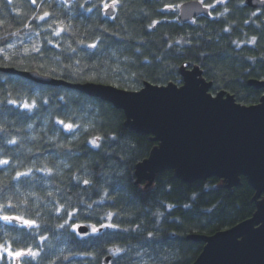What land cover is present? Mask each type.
Returning a JSON list of instances; mask_svg holds the SVG:
<instances>
[{
    "label": "trees",
    "instance_id": "trees-1",
    "mask_svg": "<svg viewBox=\"0 0 264 264\" xmlns=\"http://www.w3.org/2000/svg\"><path fill=\"white\" fill-rule=\"evenodd\" d=\"M186 1L189 0H121L113 19L105 15V0H74L71 4L65 0H43V10L51 13V27L59 23L67 26L61 37H56L45 31L50 27L48 23L34 19L41 9L31 0H12L11 4L0 0V48L5 50L3 55L27 61L25 45L38 43L43 52L40 59L51 62L52 66L59 63L54 60L56 56L63 63H72L79 57L83 63L92 64L101 58L113 63L114 58L106 56L109 50L116 51L118 56L130 55L137 63L129 67L141 79L138 83L121 84L127 91H139L146 83L181 86L182 70L199 67L207 69L202 71L203 77L212 82L213 95L227 91L242 105L257 104L264 90L250 86L249 81L264 79V9L253 10L246 0H204L205 5L215 6L209 7L211 16L182 23L178 12ZM153 21L159 23L150 28ZM26 23L31 24V31L24 27ZM253 38L257 41L255 45L251 43ZM48 39L60 47L49 45ZM79 40L85 45L99 40L104 47L95 50V56H86L85 53L93 50L82 47ZM9 43L16 47L9 48ZM67 44L77 52L61 51ZM30 67L35 69L36 63ZM11 68L17 70L13 66L0 68V72ZM10 76L9 81H0V101H5L0 103V159L9 161V165L0 166V207L4 209L0 214L35 219L41 227L33 235L32 229L19 222L5 224L0 220V243L7 242L13 250L37 251L39 256L31 259L30 264H40L41 260L43 264L52 261L105 264L107 257H111L109 264H193L204 243L190 240L189 236H210L228 230L256 212L255 191L245 178L238 187L228 189L218 178L187 184L177 179L173 171H165L156 176L151 186L148 182L137 184L136 166L149 157L157 144L151 136L127 128L123 111L76 89L50 86L69 93L67 105L53 100L51 106H41L38 111L25 114L6 101L12 98L19 104L22 99H28L27 85L31 81ZM115 76L119 77V73ZM84 83L88 82L72 84ZM77 98L96 101L94 108L100 111L75 103ZM69 118L81 125L78 136L56 124L57 119ZM85 126L94 131L84 132ZM96 135L102 137L99 149L87 143ZM113 136L120 138L119 145L110 141ZM85 165L86 169L82 167ZM49 169L53 175L47 173ZM86 171L87 178L96 185L92 190L77 185L73 179L83 177ZM17 172L30 175L17 179ZM106 192L115 199L105 198ZM193 193H199L195 201L191 199ZM68 197H72L69 210L79 217L75 222L88 227L87 234L76 236L56 227L63 220L58 219L54 206L59 208ZM9 204L15 207H7ZM88 204H92L91 209L87 208ZM169 204L174 206L171 213ZM109 212L119 215L109 220L106 218ZM158 212L164 215H155ZM101 223H115L116 227L100 228ZM92 224L100 228L99 233H92L89 226ZM149 232L156 239L149 240ZM41 234L46 240H42ZM13 238L19 243H13ZM113 248L122 250L119 256L109 253ZM3 256L0 264H26L24 258L14 259L6 252Z\"/></svg>",
    "mask_w": 264,
    "mask_h": 264
},
{
    "label": "water",
    "instance_id": "water-1",
    "mask_svg": "<svg viewBox=\"0 0 264 264\" xmlns=\"http://www.w3.org/2000/svg\"><path fill=\"white\" fill-rule=\"evenodd\" d=\"M73 0H65L67 4ZM152 1V0H146ZM253 10L264 9V0H246ZM179 20L189 23L210 17L211 9L200 0H189L179 7ZM107 18L115 9L105 10ZM33 83L65 86L112 104L125 114V126L137 134L148 135L157 145L148 158L136 166L137 184L151 186L158 174L173 171L187 184L218 178L233 189L245 178L254 189L256 212L236 226L214 235H191L190 240L204 243L193 264H264V95L255 105L237 102L234 95L211 93L199 67L181 72V86L146 83L139 91L116 90L94 83L72 84L45 79L31 72L2 69ZM249 85L264 90V79H251ZM118 95L103 98L97 90ZM139 97L129 101L126 98ZM81 234L89 229L81 226ZM111 257L104 261L109 264Z\"/></svg>",
    "mask_w": 264,
    "mask_h": 264
},
{
    "label": "snow or ice",
    "instance_id": "snow-or-ice-1",
    "mask_svg": "<svg viewBox=\"0 0 264 264\" xmlns=\"http://www.w3.org/2000/svg\"><path fill=\"white\" fill-rule=\"evenodd\" d=\"M220 2H223V0H220ZM8 3L11 4L12 0H8ZM31 3L33 5H37L41 11L38 12L34 19L37 21H43L45 23L49 24V29H45V31H50L51 35L56 37H61L62 33L66 31L67 26L62 25V23H59L56 25V27L52 28L51 24L52 21L50 20L51 13H49L47 10H43L45 5L43 3V0H31ZM201 4H204V0H200ZM121 5V0H111V3H108L107 0L103 3V8L105 10L109 9H116ZM169 10L174 9L171 6H167ZM206 7H215L214 5H206ZM88 11H92L91 8L87 9ZM115 19V17H113ZM159 21H153L149 27L154 28ZM25 28H27L29 31L32 30L31 24L26 23L24 25ZM107 31V29H105ZM225 31H228V29H225ZM18 33H12V35H17ZM37 36L40 35L39 32L36 33ZM2 39V37H0ZM31 41V38H29ZM23 43V41H21ZM47 43L49 45H52L53 47H60L59 44H54L51 39L47 40ZM78 43L82 47H86L87 49L93 50L91 53H85L86 56H95L96 52L95 50L99 48H103L104 44L99 40H94L91 43H87L85 45L83 40H79ZM176 43H179L177 41ZM252 44H256L257 41L255 38L251 41ZM239 46V45H238ZM9 48H15L16 45L13 43L8 44ZM70 51L72 53H76L77 49L73 48L71 44H67L66 49L62 48L61 51ZM139 50V49H137ZM4 49L0 48V68H9V67H16L17 70L23 71V72H31L34 75H40L44 77L45 79H56V80H65L68 83H77V82H83L87 81L88 83H94L97 85L103 84L105 87H111L116 90H124L127 91L128 88H121L120 78L115 76L113 73H110L106 67H101L102 62L97 59L96 63L87 64L83 63L82 60L77 57L74 59L72 63H63L59 56H56L54 58L55 61H59V63H56V66H52L51 62H45L40 59L41 56H43V52L41 51V45L35 42H31V46L25 45L24 47V56L27 57V61L23 58L17 60L12 56L3 55ZM33 53L39 54V55H32ZM35 62L36 68L33 69L30 67V65ZM191 63V62H189ZM202 71H207V69H202ZM11 79V76L9 73L6 72H0V81L7 82ZM131 84V82H129ZM27 87L30 89V93L28 95V99L24 100L22 99L19 104H17L16 99L8 98L7 103L11 104L17 108H20L23 110L25 114H30L33 112H36L39 110L41 106H51V102L53 100L55 101H63L65 105H67L70 96L69 93L64 91L63 89H55L53 90L50 86L43 84V83H32L29 82ZM64 92L63 95L60 93ZM5 101H0V103H4ZM56 124L62 126V129L69 132V133H77V129L81 127V125L76 124L74 121H70L69 119H57ZM79 134L77 133V136ZM102 140L101 136H93L90 140L87 141V143L91 144L93 148L99 149L101 148L100 141ZM112 141L114 142H120V138L118 136H113ZM9 143L15 144L16 141L9 140ZM135 147V146H133ZM9 165V161L6 159H0V166H7ZM85 167L86 165L82 166ZM47 173L49 175H53L52 171L49 169L47 170ZM30 173L28 172H17L16 178L19 179L21 177H28ZM75 179L77 185L83 184L87 186V190H92L96 187L95 184H93L92 180L87 178V171L85 172V175L82 176H75L73 177ZM51 196L52 193H49ZM79 195V194H77ZM105 198L115 199V197H112L109 193H104ZM72 197H68L67 200H65L59 208H56L54 206V210L58 213V219L63 220V223H58L56 227L63 229L65 232H73L76 234V236H81L80 231L78 229L81 228V225L76 223L75 220L79 217H75V213L73 211H70L69 208L72 207ZM102 201H97L96 203H101ZM80 204H83V201H79ZM7 207L12 208L15 207L12 204H9ZM169 213H171V209L174 207L173 205L169 204L168 206ZM185 207H189V205H185ZM88 209L92 208V204L87 205ZM4 209L0 207V212H3ZM210 211V210H209ZM62 212V214H60ZM38 215V213H37ZM119 213H113L109 212L106 215V218L109 220H112L113 217L118 216ZM157 216H163L164 213H155ZM75 217V218H74ZM101 220L105 219V217H101ZM0 220H2L5 224H12L19 222L23 226L32 229L33 235L35 234V230L39 229L41 227L40 224L37 223L35 219H29L25 218L19 215H10V214H0ZM70 221H72L70 223ZM44 223H47V221H44ZM91 227V231L94 234L99 233L100 228L105 229H111L115 228V223H101L100 228H97L95 224L89 225ZM139 225H137V229H139ZM47 230V229H45ZM127 231V229H125ZM42 240H46L45 237L41 234ZM83 238V237H81ZM148 239L154 240L156 239V236L153 232L148 233ZM13 243H19V241L16 238H13ZM120 248H113L109 249V253L113 256H119L121 253ZM6 252L8 257H12L14 259H21L24 258L26 261V264H30L31 259H36L39 256V253L37 251H34L31 248H25V249H17L13 250L11 245H9L7 242L0 243V259H3V253ZM66 258V257H65ZM40 264H43V260H41ZM50 264H54V261L50 262Z\"/></svg>",
    "mask_w": 264,
    "mask_h": 264
},
{
    "label": "clouds",
    "instance_id": "clouds-1",
    "mask_svg": "<svg viewBox=\"0 0 264 264\" xmlns=\"http://www.w3.org/2000/svg\"><path fill=\"white\" fill-rule=\"evenodd\" d=\"M136 51L138 52L139 50H136ZM106 56L114 58L113 63H109V60L106 58H101L99 59L102 62L101 67L107 66L114 75L119 73V78H120L122 85H127L129 82H137V83L139 82V80L141 79L140 74L138 72L132 71L131 68L129 67L130 64L134 65L137 63L136 59H134L130 55L118 56L116 51L114 50H109V52L106 53ZM93 63H96V61H94ZM52 87L59 88L60 86L54 85ZM79 91H85V90L80 89ZM97 91L101 93L103 98H109V97L118 95L117 93H105L103 92V90H100V89H98ZM126 99L129 101H136V100H139V97H129ZM74 102L77 104H84L85 106H87L89 109L93 111H96V112L100 111L99 108H94V105L97 103L96 101H88V100L82 101L79 98H77ZM83 131L90 132V131H94V129L88 126H85ZM109 139L110 141H112V137H110ZM119 143L120 142H118L117 144L119 145ZM122 158H126V157H122ZM198 195L199 193H193L191 196V199L195 201Z\"/></svg>",
    "mask_w": 264,
    "mask_h": 264
},
{
    "label": "rangeland",
    "instance_id": "rangeland-1",
    "mask_svg": "<svg viewBox=\"0 0 264 264\" xmlns=\"http://www.w3.org/2000/svg\"><path fill=\"white\" fill-rule=\"evenodd\" d=\"M73 1H74V0H73ZM73 1H72V2H73ZM262 198H264V196H263Z\"/></svg>",
    "mask_w": 264,
    "mask_h": 264
},
{
    "label": "flooded vegetation",
    "instance_id": "flooded-vegetation-1",
    "mask_svg": "<svg viewBox=\"0 0 264 264\" xmlns=\"http://www.w3.org/2000/svg\"><path fill=\"white\" fill-rule=\"evenodd\" d=\"M261 11V10H260Z\"/></svg>",
    "mask_w": 264,
    "mask_h": 264
}]
</instances>
